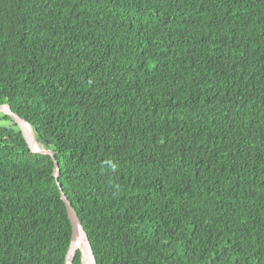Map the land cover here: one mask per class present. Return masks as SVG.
<instances>
[{"label": "trees", "instance_id": "obj_1", "mask_svg": "<svg viewBox=\"0 0 264 264\" xmlns=\"http://www.w3.org/2000/svg\"><path fill=\"white\" fill-rule=\"evenodd\" d=\"M1 103L96 264H264V0H0ZM52 167L0 112V264H65Z\"/></svg>", "mask_w": 264, "mask_h": 264}, {"label": "water", "instance_id": "obj_2", "mask_svg": "<svg viewBox=\"0 0 264 264\" xmlns=\"http://www.w3.org/2000/svg\"><path fill=\"white\" fill-rule=\"evenodd\" d=\"M0 112L8 115L11 120L15 122V124L18 126L28 148L31 152L34 153H42L49 155L53 161V167H52V175L55 179V182L59 188L60 191V197L62 201L65 204V208L67 211V215L71 224V238L69 241V246L66 251L65 260L69 258L71 249L74 245L78 246V250L80 251V259L81 264L82 262H87V264H96L95 255L93 253L90 240L88 238V235L77 215V212L75 211L74 207L72 206L71 202L67 198L66 194L63 192L61 185L58 181L59 175H60V168L57 162V159L55 158V152L51 149H47L44 146H42L38 140L36 139L34 133L31 134L29 132L28 127L30 124L22 118L19 114L14 112L8 103H1L0 104ZM31 128V127H30ZM32 130V129H31ZM33 132V131H32ZM35 142L39 143V146H36ZM66 264V262H65Z\"/></svg>", "mask_w": 264, "mask_h": 264}, {"label": "bare ground", "instance_id": "obj_3", "mask_svg": "<svg viewBox=\"0 0 264 264\" xmlns=\"http://www.w3.org/2000/svg\"><path fill=\"white\" fill-rule=\"evenodd\" d=\"M28 129H29V132L31 133V134H33L32 133V130H31V128H30V126L28 127ZM36 144V146H39V143H37V142H35ZM75 247H76V245H74L73 247H72V249H71V252H70V255H69V258L67 259V260H65V262H66V264H72V259H73V254H74V252H75ZM82 264H87V262H82Z\"/></svg>", "mask_w": 264, "mask_h": 264}, {"label": "clouds", "instance_id": "obj_4", "mask_svg": "<svg viewBox=\"0 0 264 264\" xmlns=\"http://www.w3.org/2000/svg\"><path fill=\"white\" fill-rule=\"evenodd\" d=\"M77 250V249H76ZM80 262H81V259H80Z\"/></svg>", "mask_w": 264, "mask_h": 264}]
</instances>
